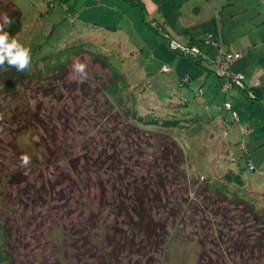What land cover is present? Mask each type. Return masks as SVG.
I'll use <instances>...</instances> for the list:
<instances>
[{
  "label": "rangeland",
  "instance_id": "374dc122",
  "mask_svg": "<svg viewBox=\"0 0 264 264\" xmlns=\"http://www.w3.org/2000/svg\"><path fill=\"white\" fill-rule=\"evenodd\" d=\"M214 1L215 5L218 6V8L216 7L217 11L221 10L218 15L219 18H216V20L221 19L225 22L228 38L231 36L235 42L237 38L234 36H239L238 45L246 40L247 42H256V46L252 51L256 61L245 71L244 75L242 73L240 75L243 78H249V84L254 82L264 84V24H260L258 30H256L257 27L251 30V34L240 35L242 31L248 32L250 28L264 21V0ZM13 2L23 14L21 30L14 37L31 49L32 60L47 51L48 42L55 45L57 39L65 44L76 40V36L71 37V34L75 35L72 32L77 31L78 20L70 23L66 12L62 8L64 5L60 6L57 0H13ZM152 2L156 3L158 1L149 0L147 2L148 8L152 7ZM184 2H182V5L186 4ZM166 7L167 4L163 6L164 11ZM184 11L190 13L186 8ZM147 14L158 19L160 17L152 10L148 11ZM207 16L208 10L203 4L201 14H192L191 20L187 24L201 22L213 30L214 26L211 19H207ZM176 21L178 24H186L185 20L178 19ZM152 33L154 34L153 30ZM158 36L155 40L160 46L154 43L153 47L150 48L153 37L142 36L140 40L145 41L141 43L140 47L131 48L136 53H130L129 50L131 49H125L121 69L135 91L137 115L143 118L151 115L160 121L171 118L173 115L170 114L176 113H178L176 116L185 115L187 119L192 116L195 118L184 121V124L188 127L178 126L171 128V130L167 129V131L184 149L186 156L184 168L186 171L190 175L204 174V179L200 183L198 182L199 184L197 183L198 188L193 196L186 195V182L183 179L179 178L176 182L167 181L166 191L174 198L177 205L183 207L178 208V211L177 208H174L176 216L167 221L168 236L165 245H163V247L165 246L164 250L161 253L157 251L153 254L156 260L151 264H244L243 259L249 255L248 252L241 253L239 250L233 253L228 245H231L229 240L231 241L232 234L239 232L238 235L243 240L256 234V220H253L250 214L244 213V207L241 204L237 206L233 200L212 197L215 194L209 191L206 181L217 182L226 173L238 174L243 179V186L235 188L234 184L229 183V189L235 188L237 194L255 200V208L264 209V196L251 194L249 191L264 192V144H261L260 141L252 142L258 134L264 135V129H262L264 127V103L256 100V106L253 108L254 105L252 104L254 102H250L249 109L254 111L251 117L253 122L251 128L254 131L251 135L249 133L241 134L239 123L242 120V106L237 105L239 117L232 120V110H227L228 107L224 103V99L229 98V101L235 105L240 93L239 96L235 93L232 94V97L226 95L224 93V91H227V88L224 87L225 78L220 75L217 77L212 72L208 75L206 84L198 82L197 78L200 72L201 74L205 72V75H207V70H213L211 65L207 61H203L202 64L198 65L192 56L183 55L170 49L167 45L168 38L164 37L165 40H163L160 33ZM114 37L116 36L114 35ZM147 42L149 44L146 46ZM201 43L205 44L202 37L200 39ZM100 44L97 42L95 45L98 48L100 47L103 52L118 49L115 44ZM185 46L191 48L189 45ZM243 53L239 55L238 59L243 56ZM213 55H217L214 48H212ZM120 57V54L116 56L115 61L119 62ZM76 60L87 65V79L96 83L97 76L93 75V70L101 75L102 67L85 51L70 58L66 75L67 80L72 81L78 78V74L72 70V65ZM236 60L231 63V69ZM162 64L169 65L172 71L159 72ZM184 74L190 75L193 80L191 79L184 86L179 85V80ZM33 83L32 81L29 84L28 89L25 88L23 94H18L16 98L13 97L10 100L13 102H17L19 99L24 100L23 104L22 102L19 104H22V106L29 104L30 108L27 110L31 109L30 114L40 104L41 111L37 108L38 118L44 121L48 126V132L54 134L58 141H62L67 149L72 150L73 153H80L82 152V150L79 151L81 144L90 145L91 149L93 148V137L94 139L105 140L92 121L87 120L83 124L82 121L85 119H73L72 123L67 122V126L70 125L68 130H61L62 122L57 119V114L62 108H67L69 112H72L71 100L68 99L70 91L61 86L60 98L62 99L56 101V94L52 95V98L49 94L43 96L35 92ZM199 89L201 92H199ZM54 90L57 93L58 90L56 88ZM198 92L200 94L196 95ZM233 92L238 91L234 89ZM80 94L75 91L76 96ZM243 98H245L244 95ZM13 102L11 106H14ZM169 102H172L176 107L172 110L176 113L169 111ZM89 103H91L90 99L85 98L81 106L82 110L77 112L76 115L86 117V119L92 115L93 105ZM248 103L247 100V105ZM7 106H10V104H7ZM186 108L191 110V116L185 113ZM207 116L211 117L209 122L207 121L209 126L204 121L207 120ZM0 117H2L0 118V193L4 194L5 198V200L0 201V249L4 246L3 236L5 231L8 230L10 237L18 236L20 239L18 247L14 250L13 264H96L95 260L89 258L87 254L79 259L75 258V260L71 255L74 247L69 248L70 238L74 237L72 235H75L77 228H84L85 223L83 222L91 208L88 210L82 207L80 205L81 201L77 202L74 193L66 189L68 184L65 182L62 184L60 182V185H56L55 188L63 189L60 198L52 200L50 195L52 186L57 183V179L69 175V168L66 163H62L59 167L43 168L44 171L40 173V176L37 173L39 168L35 166L36 172L32 173V176L25 175V172H22L24 176L28 177L18 187H2L1 180H4V176H2L4 172L19 170L21 167L19 153L29 156V153L34 154V150H36L35 141L42 142L44 138L48 137V134L44 132L41 126L36 124L35 129L28 127V132H24L23 129L11 121V117L4 114H1ZM115 124L111 122L109 126H115ZM218 129L222 132L216 133ZM241 129L244 132L247 131L245 126ZM225 130L226 133H224ZM122 147L124 149L128 147L125 140L122 142ZM39 151L41 156H38L37 153L38 159L45 161L48 153L41 148ZM253 166L254 168H252ZM171 173V171L168 172L169 176ZM207 176L209 179L206 178ZM195 178L197 177L194 176ZM189 180L190 187L189 182L192 180ZM41 184L49 191L47 192L49 194L48 199L30 200L27 193L31 194V189L33 187L38 188ZM200 190L206 191V194L203 193L204 195H202ZM219 196L223 195L219 194ZM55 197L57 196L55 195ZM184 200L185 205H183ZM105 229L106 232L107 228ZM93 240L88 237L85 248L91 246L89 242L95 243ZM97 249V256L102 260L101 264H133L127 254H124L127 256H119L117 259L109 260L103 247ZM259 254V252L253 254L255 261L264 260ZM0 263L5 264L4 262Z\"/></svg>",
  "mask_w": 264,
  "mask_h": 264
},
{
  "label": "trees",
  "instance_id": "16d2710c",
  "mask_svg": "<svg viewBox=\"0 0 264 264\" xmlns=\"http://www.w3.org/2000/svg\"><path fill=\"white\" fill-rule=\"evenodd\" d=\"M57 1L60 6L64 5L62 8L66 12L70 23L78 20V24L76 23L78 25L77 31L72 32L75 35L71 34V37L76 36V40L65 44L60 39H57L55 45L48 42L47 51L45 50V53L34 58L31 69L23 73L17 72L14 68H10L7 71L0 69V115L4 114L11 117V121L23 129L24 132H28L31 127L35 129L36 124L41 126L44 132L48 134V137L44 138L42 142L36 140L34 143L36 147L34 154L29 153L31 165L28 176H32V173L36 172L35 166L39 168L37 173L40 176V173L44 171L43 168L59 167L62 163H66L69 168V175L60 177L57 179V183L52 186L50 193L52 200L62 196L61 190L63 189L55 188L56 185H60V182L61 184L65 182L68 184L66 189L74 193L77 202L81 201L80 205L88 210L91 208L83 222L85 223L84 228H77L75 235H72L74 237L70 238L69 248L74 247V251L71 254L74 259H79L87 254L89 258L95 260L96 264H101L102 260L97 256V248L103 247V250L106 251L104 253L106 256L108 255L109 260L128 255L133 264H151L156 260L153 254L157 251L161 253L164 250L165 246L163 247V245H165L168 236V219L176 216V208L178 211V208L181 209L183 207L182 205H177L174 198L166 191L167 181L176 182L179 178L183 179L186 182V195L193 196L198 188L197 183L204 179V174L190 175L186 171L184 168L186 162L184 149L167 131V129L171 130V128L178 126L188 127L184 124V121L195 118L192 116L187 119L185 115L176 116L178 113L172 112L176 108L172 102L168 103L169 111L176 114H170L173 115L171 118L160 121L151 115H147L144 118L137 115L135 91L121 69V61L124 52H126L125 49L131 48L124 46L121 40V42L116 41L115 43L109 41L108 38L110 36L104 31L111 26H100L94 22L82 19L80 6L74 4L73 1ZM0 12L7 13L14 20L12 26L5 30L15 36L21 30L22 11L13 0H0ZM163 36L169 39L167 45L173 51L192 56L198 65L202 64L203 61H207L213 68V70L207 71L218 77L214 63L216 55L212 56L210 50L192 43H180L171 38L167 32ZM208 36L216 46L209 42ZM132 39L130 37V40ZM203 41L210 49L214 48L217 54L221 56L225 52L232 54L243 53V51L231 50L226 46L222 40L220 29L211 34L207 33L203 37ZM97 42L101 43L100 45L115 44L118 49H110L109 52H103L100 47L98 48L95 45ZM173 43H179L183 46L189 45L198 49L199 52L197 54L184 52L179 47L173 46ZM140 45L136 48L140 47ZM84 51L102 67L101 75L93 70V75L97 76V79H95L96 83L88 79L83 84L77 83L78 78L72 81L67 80L66 75L70 58ZM129 52L136 53L133 49L129 50ZM119 54L121 55L120 60L116 62L115 58ZM170 71L172 69L167 64H162L159 70V72ZM230 71L233 72L231 69ZM191 79L193 80L190 75L184 74L179 80V85L184 86ZM32 81L34 82L32 85L35 87V92L43 96L49 94L51 97L56 94V101L62 99L60 98L61 86L70 91L68 99L71 100L72 112H69L67 108H62L57 114V119L62 122L61 130H68L70 125H67L70 122L72 123L73 119H85L82 121L83 124L87 120L92 121L105 140L94 139L93 137V148L91 149L90 145L81 144L79 151L82 150V152L80 153H73L72 150L67 149L62 141H58L54 134L48 132V126L44 121L38 118L37 108L40 109V104L30 114L31 109L27 110L30 105L25 104V106H22L24 100L19 99L17 100L18 103L10 100V98H16L18 94H23L25 88L28 89ZM242 81V88L233 84L229 90H223L224 93L230 96L231 90L237 89L249 102H254L255 104V101L259 100L264 103L262 101L264 100V91H262L260 84L254 85L252 83L248 85L243 77ZM54 88L58 90L57 93ZM75 91L81 94L76 96ZM199 92H201L200 89ZM199 92L196 95H199ZM85 98H89L91 102L89 104L93 105V114L87 119L76 115L77 112L82 110L81 106ZM226 100H229V98L224 99V103L229 105L227 110H232V120L238 119L234 104ZM12 102L14 106H11ZM20 102L22 104H19ZM7 104H10V106H7ZM223 105L222 107L224 108ZM23 108L26 110L22 111ZM26 113L27 115H25ZM185 113L189 114V116L192 115L189 108H186ZM70 116L73 117L70 118ZM210 118L208 117L204 121L209 122ZM111 122L116 123L115 126H109ZM206 125L209 126V123ZM243 126L247 128L246 125L239 124L241 134H245L241 129ZM217 132H222V130L218 129ZM224 133H226V130ZM124 140L127 142V149L122 147ZM40 148L48 153L45 161L37 157V153L38 156H41ZM19 154L21 156L24 153ZM42 155L44 156L43 152ZM23 171L25 172V169L20 167L19 170L4 172V175H2L4 180H1L2 187H18L22 182H25L28 176H24ZM169 171L172 172L170 176L168 174ZM194 176L197 178L194 179ZM48 179L50 180V178ZM189 179L192 180L189 182L190 187L188 184ZM215 182L206 181L209 191L215 194L212 197L233 200L237 206L241 204L244 207V213L250 214V217L256 220V234L251 236L252 239L250 237L243 240L238 235L240 232L232 234L231 241L229 240L231 245L228 244L229 247H231L233 253L239 250L241 253L248 252L249 255L243 259L244 264H264V260L258 262L253 258V254L256 252H259V256L264 258V209L255 208V200L243 197L234 190L243 186V179L238 174L226 173ZM229 183L234 184L236 187L229 189ZM200 191L202 195L206 194V191ZM249 191L251 194L264 196V192ZM47 192L49 191L41 184L38 188L33 187L31 194L27 193V195H29L30 200L35 201L36 199H48L49 194ZM219 194L223 196H219ZM3 199L5 200L4 194L0 193V201ZM185 204L184 200L183 205ZM97 216L99 217L97 218ZM101 222L104 226H102L103 224L101 225ZM108 227L110 228L108 229ZM105 228H107L106 232ZM3 237L5 242L0 249V262L13 264L14 250L18 247L20 239L18 236H11V238L8 230L5 231ZM88 237L94 239L95 243L91 241L89 242L91 246L85 248ZM70 242H73L75 246ZM241 248L243 249L241 250ZM200 259L199 262L201 263Z\"/></svg>",
  "mask_w": 264,
  "mask_h": 264
},
{
  "label": "crops",
  "instance_id": "0c3cea01",
  "mask_svg": "<svg viewBox=\"0 0 264 264\" xmlns=\"http://www.w3.org/2000/svg\"><path fill=\"white\" fill-rule=\"evenodd\" d=\"M73 1L74 4L79 5L81 9V18L85 19L90 22H94L100 26H111L108 27V30L104 32L110 36L108 39L109 41H113L114 43L121 42L126 47L136 48L145 40H140L141 36L150 38L153 37L151 40V47L155 43L157 44L155 38H158V34L160 33L161 37L164 39L163 34L167 32L171 38L177 40L183 44H198L202 45L204 49L210 50L207 44H200L201 37H205L207 33L216 32L217 29L221 30L222 33V40L231 50H240L245 51L243 56L238 59L232 64V71L235 73H242L244 75L245 71L254 64L256 58L253 56V48L256 46V42H243L242 44L238 45L237 41L240 40L239 36L236 37V41L234 42L232 37H227V29L225 22L221 19L216 20L219 18V14L221 10L217 11L218 6L215 5L214 0H157L158 2H152V7L148 8L147 2L149 0H70ZM155 1V0H153ZM185 1V5H182V2ZM224 1V0H220ZM231 2V1H230ZM151 3V2H150ZM207 3V4H206ZM167 4L166 10H163V6ZM205 5V8L208 10V20L211 19V22L214 26L213 30L211 27L205 26L201 22H194V24H187L189 20H191L192 14H201L202 6ZM184 6V7H183ZM187 6V7H185ZM217 7V8H216ZM190 11H184V9ZM152 10L160 17L159 19L156 17H151V15L147 14L148 11ZM182 11V12H181ZM224 11V9H223ZM216 12V13H215ZM225 12V11H224ZM226 13V12H225ZM227 15V14H226ZM148 16V17H147ZM210 18V19H209ZM181 19L186 21V24H178L176 20ZM176 21V22H175ZM190 23V22H189ZM260 24H264V21H261L258 25H255L253 28H250L248 32L242 31L240 35L243 34H251V30L255 27L256 30L259 29ZM225 25V26H224ZM152 30L154 34L152 33ZM126 31V32H125ZM131 33V34H130ZM113 35V36H112ZM116 36V38H112ZM134 36V37H133ZM130 37L133 39L130 40ZM112 38V39H110ZM121 40V41H120ZM150 42V41H149ZM147 42V44H149ZM212 52V49L211 51ZM237 71V72H236ZM210 71L206 73L200 72V75L197 78L198 82H202V84H206L207 77L210 74ZM258 74V73H257ZM246 83L249 85L248 81L249 78H243ZM260 82V81H259ZM262 91H264V84H261ZM234 90V89H233ZM231 90L230 97L232 94L240 96L237 99V103H235V110L239 117V113L237 110V105L242 106V120H240L239 124H244L247 126V131L245 134L249 133L250 135L253 134L254 129L251 128L252 122V115L254 114L253 110L249 109L250 102L247 105V99L243 98L242 93L237 90L238 92H233ZM229 101V100H228ZM232 103V102H231ZM233 104V103H232ZM254 105L253 108L256 106ZM247 106V107H246ZM251 106V105H250ZM250 126H249V125ZM264 129V127H262ZM251 132V133H250ZM243 134V135H245ZM251 140V138H250ZM264 144V135L258 134V136L252 142H259Z\"/></svg>",
  "mask_w": 264,
  "mask_h": 264
},
{
  "label": "clouds",
  "instance_id": "9594fccd",
  "mask_svg": "<svg viewBox=\"0 0 264 264\" xmlns=\"http://www.w3.org/2000/svg\"><path fill=\"white\" fill-rule=\"evenodd\" d=\"M13 23L14 20L7 13H0V69L7 71L14 68L17 72L23 73L32 67L31 49L5 30ZM72 70L78 74L77 83L83 84L87 79V65L76 60L72 65ZM19 159L27 175L30 171L31 157L22 154Z\"/></svg>",
  "mask_w": 264,
  "mask_h": 264
},
{
  "label": "built area",
  "instance_id": "2783aa9c",
  "mask_svg": "<svg viewBox=\"0 0 264 264\" xmlns=\"http://www.w3.org/2000/svg\"><path fill=\"white\" fill-rule=\"evenodd\" d=\"M209 39V36H208ZM209 42L213 44V41L209 39ZM173 46H177L179 47L181 50H183L184 52L187 53H193V54H197L199 51L198 49L191 47V48H187L186 46L180 45L179 43H173ZM216 46V45H214ZM187 48V49H185ZM190 51H189V50ZM186 50V51H185ZM240 53H230V52H225L223 56L217 54L214 57V63L216 65V73L217 75H220L221 77L225 78V85L224 87L227 88V90H229L233 84L234 86H239L242 88L243 85V81H242V76L240 75V73H234L230 71V64L232 63L233 60H235L237 57H239ZM258 82H254V85H257ZM226 106L229 107V105L226 103Z\"/></svg>",
  "mask_w": 264,
  "mask_h": 264
}]
</instances>
